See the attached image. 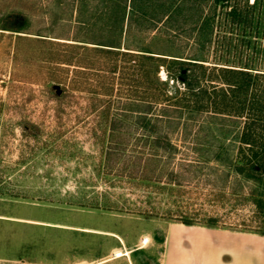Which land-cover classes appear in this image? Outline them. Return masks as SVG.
I'll return each instance as SVG.
<instances>
[{
    "label": "rangeland",
    "instance_id": "rangeland-1",
    "mask_svg": "<svg viewBox=\"0 0 264 264\" xmlns=\"http://www.w3.org/2000/svg\"><path fill=\"white\" fill-rule=\"evenodd\" d=\"M237 4L231 0L218 8L206 48L196 35L163 27L124 34L123 46L148 47L152 56L164 58L148 60L98 49L96 43L109 36L102 29L101 0L84 6L79 0H0V264H178L180 255H194L205 240L235 245L228 254L240 256L239 246L248 243L257 256L251 264H264V236L237 227L252 208L238 205L234 212L228 201L230 192L241 187L247 192L252 184L227 178L225 169L209 177L216 162H206L202 172L191 169L193 174L179 168L184 191L165 190L152 200L144 196L158 190L118 184L106 174L111 123L134 109L126 102L194 103L185 87L168 77L178 74L173 59L207 61L212 101L219 98L214 88H220L212 76L222 75V68L264 74V24L233 23L232 8L242 9ZM14 12L31 20L24 33L1 29L3 19L15 20ZM257 20L264 21V8L255 11ZM134 59L142 67L134 68ZM212 111L213 105L200 113L186 111L180 123L161 126L182 151L239 144L236 135L245 119L234 123L212 117ZM128 119L126 128L133 130V118ZM221 189L227 196L220 200L208 195ZM168 212L179 218L215 215L221 227L186 225Z\"/></svg>",
    "mask_w": 264,
    "mask_h": 264
},
{
    "label": "trees",
    "instance_id": "trees-1",
    "mask_svg": "<svg viewBox=\"0 0 264 264\" xmlns=\"http://www.w3.org/2000/svg\"><path fill=\"white\" fill-rule=\"evenodd\" d=\"M79 1L82 3L81 6H84L83 2L87 0ZM235 1L242 9L232 8L229 15L233 23L244 28H251L259 23L264 24V21L255 22V11L264 8V0ZM101 2L103 9L100 17L105 22L102 29L107 31L109 36L96 43L101 47L98 49L118 52L128 57L142 55L149 60L164 58L152 56L154 52L148 47L123 46L124 34L127 35L133 28H139L138 31L143 33L144 30L159 31L163 27L166 32L180 31L189 32L190 36L196 35L199 43L206 48L215 31L218 8L228 6L231 0H101ZM11 15H15V20L3 19L1 29L19 33L29 29L31 23L29 16L22 12H14ZM79 22L85 23L83 20ZM187 59L193 61L173 59L174 66L179 67L178 74H169L168 77L185 87L184 94L194 97L192 106L190 103L186 106L172 103L171 99L167 98H143L126 102L125 104H130L134 109L129 110L131 115H128L126 109L124 115H118V120L114 119L111 123L112 143L106 152L108 163L106 174L118 178V184L123 182L137 187L144 186V190L149 188L158 190L155 192L156 196L152 194L144 196L152 200L165 190L179 193L184 191L185 184L180 180L179 170L193 174L202 172L207 166L206 162H216L214 171L208 174L209 177L217 174V178L220 173L226 171L227 178L235 175L252 184L247 192H244L242 187L230 192L228 201L229 199L233 201L234 212L238 211L236 206L249 204L252 214L237 224V227L244 232L264 236V74L253 75L252 72L244 69L222 68L219 70L222 75L212 76L217 81L220 80V88H214L215 92H213L219 98L212 101L206 82L213 80L206 75L207 67L203 63L207 61ZM133 61H135L134 68L142 67L141 64L138 65L137 60ZM192 67L204 71L196 73ZM174 70L175 68L168 72L172 73ZM160 84L168 83L163 81ZM53 89L56 91L55 96L61 97L59 88L53 86ZM159 95L163 96L160 93ZM205 100L208 102L206 103ZM211 105H213L212 117H229L234 123L245 119L241 132L236 135L239 144L235 142L234 146L209 145L182 151L173 142L170 134L162 129L161 125L164 123L174 124L175 121L177 124L180 123L181 116H184L186 111L200 113ZM129 117L133 118L135 126L133 130L126 128L129 125ZM189 157L193 159H188ZM177 159L179 162H175ZM208 169H211V166ZM222 169L225 171H221ZM208 195L213 200H220L226 197L227 193L221 189ZM139 213L143 214L141 211ZM167 215L190 226L199 224L209 228L221 227V220L215 215L205 216L202 219H195L189 215H182L179 218L172 212H168Z\"/></svg>",
    "mask_w": 264,
    "mask_h": 264
},
{
    "label": "crops",
    "instance_id": "crops-1",
    "mask_svg": "<svg viewBox=\"0 0 264 264\" xmlns=\"http://www.w3.org/2000/svg\"><path fill=\"white\" fill-rule=\"evenodd\" d=\"M148 242L147 239L144 240ZM235 245H227L224 241H210L206 240L202 243H197L195 254L191 256H179L178 264H251V259L257 257L251 254V245L243 243L239 246V250L242 251V255L228 254L231 247ZM117 257H122L123 253H116Z\"/></svg>",
    "mask_w": 264,
    "mask_h": 264
}]
</instances>
